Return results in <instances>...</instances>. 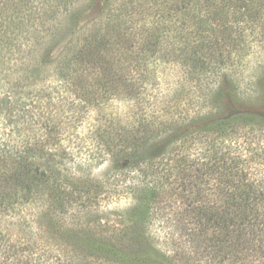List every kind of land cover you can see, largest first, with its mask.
Returning a JSON list of instances; mask_svg holds the SVG:
<instances>
[{"label": "trees", "instance_id": "16d2710c", "mask_svg": "<svg viewBox=\"0 0 264 264\" xmlns=\"http://www.w3.org/2000/svg\"><path fill=\"white\" fill-rule=\"evenodd\" d=\"M262 89L264 0H0V218L99 264H264Z\"/></svg>", "mask_w": 264, "mask_h": 264}, {"label": "rangeland", "instance_id": "374dc122", "mask_svg": "<svg viewBox=\"0 0 264 264\" xmlns=\"http://www.w3.org/2000/svg\"><path fill=\"white\" fill-rule=\"evenodd\" d=\"M101 7V2L97 1L88 9L85 12L88 19L95 18ZM107 168L106 165L98 167L92 175L108 178L111 172H107ZM130 203L129 194L121 190L117 195L102 200L94 217L102 228L120 227L127 221L126 209ZM38 214L25 215V222L0 218V264H99L72 253L60 238L64 227ZM157 235L161 236L160 230Z\"/></svg>", "mask_w": 264, "mask_h": 264}]
</instances>
